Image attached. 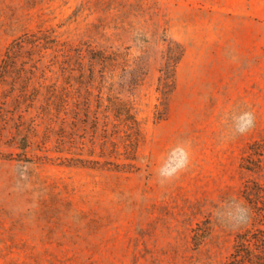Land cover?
Masks as SVG:
<instances>
[{
  "label": "rangeland",
  "instance_id": "rangeland-1",
  "mask_svg": "<svg viewBox=\"0 0 264 264\" xmlns=\"http://www.w3.org/2000/svg\"><path fill=\"white\" fill-rule=\"evenodd\" d=\"M25 36L36 45L5 72ZM108 99L135 121L106 112ZM244 110L255 125L234 135ZM177 146L190 167L162 187ZM260 208L264 0H0V220L122 239L129 264H224Z\"/></svg>",
  "mask_w": 264,
  "mask_h": 264
},
{
  "label": "crops",
  "instance_id": "crops-1",
  "mask_svg": "<svg viewBox=\"0 0 264 264\" xmlns=\"http://www.w3.org/2000/svg\"><path fill=\"white\" fill-rule=\"evenodd\" d=\"M43 224L0 220V264H129L122 239L51 235Z\"/></svg>",
  "mask_w": 264,
  "mask_h": 264
},
{
  "label": "trees",
  "instance_id": "trees-1",
  "mask_svg": "<svg viewBox=\"0 0 264 264\" xmlns=\"http://www.w3.org/2000/svg\"><path fill=\"white\" fill-rule=\"evenodd\" d=\"M36 39H30L27 36L16 40L9 46L5 54V60L3 61V69L5 72L11 68V60L14 52H16L19 47L22 48L23 44H33L36 45ZM183 55V51L180 48H177L174 52L171 53L170 58L168 59L165 69H163V77L160 78L161 92L164 95H167V91L162 90L164 87L168 90L171 87L172 79L174 75V67L180 61ZM92 60V65L96 63L103 65L105 63L106 57L103 53H93V56L90 57ZM105 83L104 77L101 84ZM110 90V89H109ZM102 93V90H100ZM99 103L102 101V96H99ZM109 103L104 106L106 112H113L117 117L121 118L125 116V120L135 121L130 113V109L126 107L124 103L118 102L117 99H108ZM103 106V105H101ZM132 124V123H131ZM129 126V125H128ZM133 130V128L131 127ZM258 218L259 221L254 220L252 226L248 229H245L239 232L234 239V246L232 252L229 254L224 264H264V209H258Z\"/></svg>",
  "mask_w": 264,
  "mask_h": 264
},
{
  "label": "clouds",
  "instance_id": "clouds-1",
  "mask_svg": "<svg viewBox=\"0 0 264 264\" xmlns=\"http://www.w3.org/2000/svg\"><path fill=\"white\" fill-rule=\"evenodd\" d=\"M232 131L234 135H244L252 130L255 125V115L250 110H244L237 115L231 116ZM191 164V155L188 149L177 146L170 150L165 162L157 169L156 175L161 186H165L178 179L179 176L188 170ZM238 207L237 223L245 222L247 209Z\"/></svg>",
  "mask_w": 264,
  "mask_h": 264
}]
</instances>
